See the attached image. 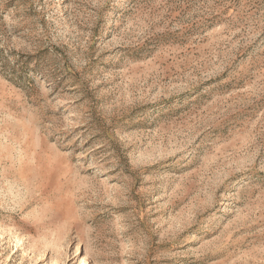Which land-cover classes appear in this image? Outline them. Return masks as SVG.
<instances>
[{"label":"rangeland","instance_id":"374dc122","mask_svg":"<svg viewBox=\"0 0 264 264\" xmlns=\"http://www.w3.org/2000/svg\"><path fill=\"white\" fill-rule=\"evenodd\" d=\"M0 264H264V0H0Z\"/></svg>","mask_w":264,"mask_h":264}]
</instances>
